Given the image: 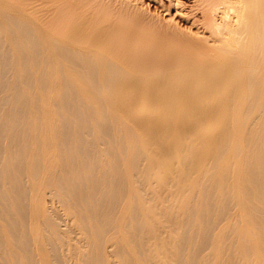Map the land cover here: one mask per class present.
<instances>
[{
    "label": "bare ground",
    "instance_id": "1",
    "mask_svg": "<svg viewBox=\"0 0 264 264\" xmlns=\"http://www.w3.org/2000/svg\"><path fill=\"white\" fill-rule=\"evenodd\" d=\"M196 1V72L228 92L182 163L118 112L127 73L88 34L140 7L0 0V264H264V0Z\"/></svg>",
    "mask_w": 264,
    "mask_h": 264
},
{
    "label": "rangeland",
    "instance_id": "2",
    "mask_svg": "<svg viewBox=\"0 0 264 264\" xmlns=\"http://www.w3.org/2000/svg\"><path fill=\"white\" fill-rule=\"evenodd\" d=\"M131 2L143 12L137 20L143 24L88 32L96 47L127 73L116 96L118 112L156 154L175 147L182 163H194L195 156L185 152L203 150L217 135L210 121L212 116L223 121L217 114L228 92L217 72H196L200 59L187 45L192 38L209 33L201 26L202 6L196 0H163L164 5L173 6L165 15L150 0Z\"/></svg>",
    "mask_w": 264,
    "mask_h": 264
}]
</instances>
